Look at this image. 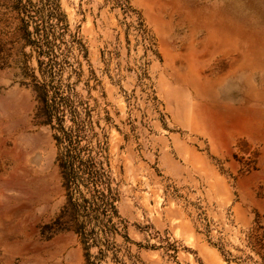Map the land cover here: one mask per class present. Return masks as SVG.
Wrapping results in <instances>:
<instances>
[{
    "label": "rangeland",
    "instance_id": "rangeland-1",
    "mask_svg": "<svg viewBox=\"0 0 264 264\" xmlns=\"http://www.w3.org/2000/svg\"><path fill=\"white\" fill-rule=\"evenodd\" d=\"M57 4L118 229L103 257L66 230L49 79L0 0V264H264V0Z\"/></svg>",
    "mask_w": 264,
    "mask_h": 264
},
{
    "label": "trees",
    "instance_id": "trees-1",
    "mask_svg": "<svg viewBox=\"0 0 264 264\" xmlns=\"http://www.w3.org/2000/svg\"><path fill=\"white\" fill-rule=\"evenodd\" d=\"M14 10L25 44L35 49L40 73L49 79L39 84L43 89L41 103L46 110L45 124L54 132L59 150L57 162L66 197L63 211V216L68 218L66 230L76 234L85 252L96 247L103 257L113 248L111 236L118 229L113 222L117 218V194L112 187L104 145L100 141L92 143L95 134L87 121L86 108L82 117L69 87L63 89L55 84V76L63 68L59 57L67 52L63 16L57 0L37 3L16 0ZM66 120L69 125L64 127Z\"/></svg>",
    "mask_w": 264,
    "mask_h": 264
}]
</instances>
